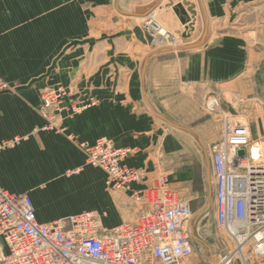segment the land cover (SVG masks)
Returning <instances> with one entry per match:
<instances>
[{
	"label": "crops",
	"instance_id": "crops-1",
	"mask_svg": "<svg viewBox=\"0 0 264 264\" xmlns=\"http://www.w3.org/2000/svg\"><path fill=\"white\" fill-rule=\"evenodd\" d=\"M228 2L0 0V76L12 85L0 92V184L27 192L37 219L49 222L94 205L87 197L90 182L63 180L62 171L81 166L79 173L104 174L84 164L82 149L68 133L82 141L112 139L132 149L129 166L151 169L148 155L160 146L145 106L181 127L203 130V123H187L195 119L202 81L219 80V37L214 34L219 35V11ZM156 16L174 29L193 28L195 36L180 45L192 47H153L144 39L142 24L153 19L160 25ZM198 18L201 29L195 25ZM193 82L195 93L184 91L183 85ZM55 84L69 89L72 103L94 102L73 116L62 114L63 131H44L37 92ZM189 107L193 117L184 113ZM173 144L170 137L163 139V153ZM263 146L248 150L264 156ZM219 235L220 254L225 243Z\"/></svg>",
	"mask_w": 264,
	"mask_h": 264
},
{
	"label": "built area",
	"instance_id": "built-area-1",
	"mask_svg": "<svg viewBox=\"0 0 264 264\" xmlns=\"http://www.w3.org/2000/svg\"><path fill=\"white\" fill-rule=\"evenodd\" d=\"M142 26L159 47L172 39V44L178 43L153 19ZM5 87L0 77V91ZM64 95L60 85L41 93L38 110L44 129L54 128L55 118L62 115ZM87 105H72L71 111ZM207 107L214 111L216 105L208 102ZM221 131L210 151L215 221L233 250L250 248L264 261V163L252 162L247 153L245 124L224 117ZM80 146L86 163L104 172L107 189L130 192L146 209L135 222L109 229L102 227V215L94 210L40 222L27 192H11L0 184V264H186L195 250L187 227L191 210L176 198L167 178L158 175L157 183L133 191L140 171L126 163L132 149L104 137L82 141Z\"/></svg>",
	"mask_w": 264,
	"mask_h": 264
},
{
	"label": "rangeland",
	"instance_id": "rangeland-1",
	"mask_svg": "<svg viewBox=\"0 0 264 264\" xmlns=\"http://www.w3.org/2000/svg\"><path fill=\"white\" fill-rule=\"evenodd\" d=\"M228 1V5L219 11V35L214 34L215 37H219V50L217 51L219 53V80L204 79L202 81L198 91L200 93L198 106H195L196 114H193L195 119H191L187 123L191 126L203 123L205 128L203 130L188 128L195 132L198 138L193 137L183 129L170 125L169 122L160 121V117L154 114L147 105L145 108L154 122L153 132L157 137L158 147H160L153 154L148 155L152 159L151 169H147L145 166L130 165L140 171L139 179L132 183L133 191L145 189L149 185L157 183L158 175H164L176 198L189 204L191 210L189 218H193L191 222L194 226V234L199 240H194L189 232L195 250L186 264H214L211 261V254L216 258H221L226 257L233 250V244L229 241L224 229L219 227L215 221L214 180L210 165V151L221 135L222 119L227 117L247 126V137L250 142L248 149L252 146L253 148H262V142L264 143V0ZM156 19L162 29H169L173 32L174 36L172 35V37L178 42L172 44V39L167 44L177 46L195 36L193 28L174 29L165 20L158 17ZM202 23L201 18H198L195 23L198 25L197 29H201ZM147 35L144 34V39L151 40V37L148 35V38ZM151 43L153 47L160 49L175 51L186 49L168 45L159 47L152 40ZM39 77L41 76H37V78ZM5 83L4 90L12 87L7 81ZM58 85L65 91L62 102L64 109L61 114L65 113L70 117L81 111H71L72 105H77V103H72L71 99H68L69 89L62 84H55L51 87L40 88L37 92L39 103L36 106V111L40 117L38 108L41 103V93ZM195 88L196 83L194 82L183 85L184 91L187 92L195 93ZM66 100L68 101L67 105L64 104ZM91 101L93 100L83 104L94 102ZM208 102L211 105H216L214 111L209 110ZM184 113L193 117L190 116L192 107L184 109ZM61 117L55 118V125L52 129L43 128L45 121L41 117L43 124L40 129L50 132L63 131L64 127L59 123ZM67 136L71 141L76 142L75 145L80 147L84 153L80 146L82 140H77L70 133ZM166 137H170L174 141L173 147H170L167 154L163 153V147L160 145ZM109 140L114 143L112 139ZM84 164H87L86 156ZM90 168L96 171L100 170V168L91 165ZM72 169H77L78 172L67 175L66 171ZM72 169L62 171L59 175L60 178L71 181L79 179L81 183L84 181L86 184L90 182L89 192L85 191L88 192L87 197L94 205L88 207V210H94L102 215L100 223L105 229L121 222H135L140 213L146 209L145 204L137 201L130 192L107 189L104 185L103 173H79L82 170L81 166ZM198 211L199 213L195 216L194 214ZM219 231L223 235L225 243L224 251L220 254L219 247H216V243L219 245ZM244 254L248 264H264V261H260L250 248L245 249ZM232 264H242L239 254H236Z\"/></svg>",
	"mask_w": 264,
	"mask_h": 264
},
{
	"label": "bare ground",
	"instance_id": "bare-ground-1",
	"mask_svg": "<svg viewBox=\"0 0 264 264\" xmlns=\"http://www.w3.org/2000/svg\"><path fill=\"white\" fill-rule=\"evenodd\" d=\"M180 34V33H179ZM180 39V38H179ZM185 43V42H184ZM183 42L180 44H178L177 46H175V45H171V44H166V45H164V46H170V47H172V46H174V48L175 47H178V46H180V45H183L184 44ZM151 108V107H150ZM154 108L152 107L151 108V111L154 113V114H156L157 115V112L155 111V110H153ZM160 119V121H165V122H168L167 120H166V118H164V117H162V118H159ZM168 119V118H167ZM171 125V124H170ZM183 129V131H185L186 133H188V134H190V135H192L193 137H196V138H198L197 136H196V133L195 132H193V131H191V130H189L188 128H182ZM180 130V129H179ZM189 135V136H190ZM199 141V140H198ZM247 153H248V155H249V157L252 159V162H254V163H257V162H263L264 163V156L262 155L263 153L262 152H258V151H256V150H248V147H247ZM210 176V175H209ZM200 211V210H199ZM199 211L196 213V214H194L195 216L199 213ZM191 219H193L192 217L191 218H189V220H188V223H187V227H188V230H189V232H190V234H191V236H192V238L194 239V240H199V238L194 234V232H195V230H194V226H193V224H192V222H191ZM220 236V235H219ZM198 242V241H197ZM204 252V251H203ZM244 252H245V248H240V247H237V248H234V250H232L231 251V253L229 254V255H227L226 257H221V258H216V257H214L215 255H212L211 254V261H212V263H214V264H232L233 262H234V260H235V258H236V254H239V257L241 258V261H242V264H248L247 262H246V257H245V254H244ZM203 254V253H202Z\"/></svg>",
	"mask_w": 264,
	"mask_h": 264
},
{
	"label": "water",
	"instance_id": "water-1",
	"mask_svg": "<svg viewBox=\"0 0 264 264\" xmlns=\"http://www.w3.org/2000/svg\"><path fill=\"white\" fill-rule=\"evenodd\" d=\"M189 47H192V45H187V46H181V47H178V49H183V48H189ZM157 115L159 116V117H161L162 118V116L161 115H159L158 113H157ZM169 122V121H168ZM171 125H173L174 127H177V128H180V129H182V127L181 126H179V125H177V124H175V123H172V122H169ZM243 150H240L239 151V155H243Z\"/></svg>",
	"mask_w": 264,
	"mask_h": 264
}]
</instances>
